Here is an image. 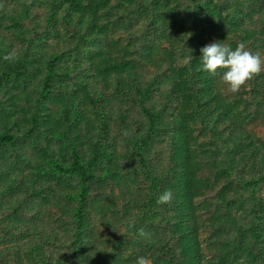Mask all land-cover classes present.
I'll return each mask as SVG.
<instances>
[{"label":"trees","instance_id":"16d2710c","mask_svg":"<svg viewBox=\"0 0 264 264\" xmlns=\"http://www.w3.org/2000/svg\"><path fill=\"white\" fill-rule=\"evenodd\" d=\"M218 41L264 58V0H0V264H264V71Z\"/></svg>","mask_w":264,"mask_h":264},{"label":"clouds","instance_id":"9594fccd","mask_svg":"<svg viewBox=\"0 0 264 264\" xmlns=\"http://www.w3.org/2000/svg\"><path fill=\"white\" fill-rule=\"evenodd\" d=\"M200 52L202 70L216 76L222 69L220 80L227 87V91L232 94L240 92L249 81L264 71V58L260 53L248 50L243 43H239L233 49L227 43L212 42L202 47ZM15 58V50L4 57L8 61ZM174 196L175 193L172 189H166L159 195L157 203L160 205L169 204ZM138 236L150 238L151 234L141 228L138 230ZM136 264H151V262L147 257L140 256L137 258Z\"/></svg>","mask_w":264,"mask_h":264}]
</instances>
